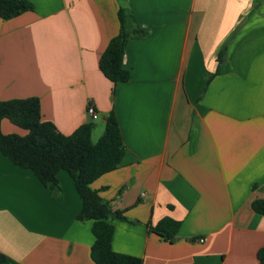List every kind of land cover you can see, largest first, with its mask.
<instances>
[{"label":"crops","instance_id":"obj_1","mask_svg":"<svg viewBox=\"0 0 264 264\" xmlns=\"http://www.w3.org/2000/svg\"><path fill=\"white\" fill-rule=\"evenodd\" d=\"M28 1L33 10L0 18V101L36 96L64 134L91 123L92 141L115 113L125 154L92 183L125 217L110 219L114 251L142 264H260L264 215L251 202L264 199V0ZM119 8L130 78L113 83L98 61ZM16 127L1 121L3 133H24ZM57 177L61 198L0 150L10 263L94 264L92 222L77 219L70 174ZM163 217L180 223L172 242L150 229Z\"/></svg>","mask_w":264,"mask_h":264},{"label":"trees","instance_id":"obj_2","mask_svg":"<svg viewBox=\"0 0 264 264\" xmlns=\"http://www.w3.org/2000/svg\"><path fill=\"white\" fill-rule=\"evenodd\" d=\"M33 8L28 0H0V18L11 19ZM124 18L125 10L119 8V31L110 39L98 61L100 71L113 83L125 82L130 78V72L122 63L124 48L130 36ZM224 59L225 45H222L217 52L218 64ZM3 119L20 127L24 133H3ZM91 133V123L80 125L70 134L59 131L52 122L43 118L40 100L36 96L0 101V150L18 165L33 171L58 198H61V188L57 173L66 170L70 174L82 201L77 219L92 222L90 256L94 264H142L140 257L116 252L112 248L114 226L110 219L125 217L122 211L113 210L99 191L92 187L97 178L118 168L125 154L115 113H108L104 131L95 142L91 139ZM251 208L264 215V199L252 200ZM179 225L178 221L163 217L150 229L164 240L172 242ZM256 256L259 263L264 264V247L259 248ZM0 264L12 263L0 253Z\"/></svg>","mask_w":264,"mask_h":264},{"label":"built area","instance_id":"obj_3","mask_svg":"<svg viewBox=\"0 0 264 264\" xmlns=\"http://www.w3.org/2000/svg\"><path fill=\"white\" fill-rule=\"evenodd\" d=\"M87 114L90 116L92 119H95L97 117V113L95 112V109L92 105L87 106ZM205 238L201 237L198 239V241L203 242Z\"/></svg>","mask_w":264,"mask_h":264},{"label":"rangeland","instance_id":"obj_4","mask_svg":"<svg viewBox=\"0 0 264 264\" xmlns=\"http://www.w3.org/2000/svg\"><path fill=\"white\" fill-rule=\"evenodd\" d=\"M100 120V119H99ZM17 128V130H22L20 127H16ZM23 131V130H22ZM96 139H98V138H96ZM96 139H93V142H95L96 141Z\"/></svg>","mask_w":264,"mask_h":264}]
</instances>
